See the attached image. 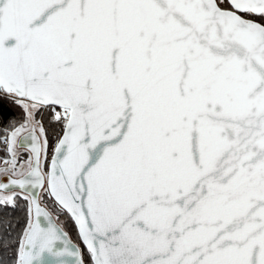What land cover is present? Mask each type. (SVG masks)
I'll return each instance as SVG.
<instances>
[{
    "label": "snow or ice",
    "instance_id": "obj_1",
    "mask_svg": "<svg viewBox=\"0 0 264 264\" xmlns=\"http://www.w3.org/2000/svg\"><path fill=\"white\" fill-rule=\"evenodd\" d=\"M0 264H264V0H0Z\"/></svg>",
    "mask_w": 264,
    "mask_h": 264
}]
</instances>
